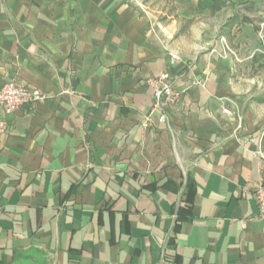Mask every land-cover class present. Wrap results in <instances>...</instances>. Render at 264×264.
Masks as SVG:
<instances>
[{
	"label": "crops",
	"instance_id": "0c3cea01",
	"mask_svg": "<svg viewBox=\"0 0 264 264\" xmlns=\"http://www.w3.org/2000/svg\"><path fill=\"white\" fill-rule=\"evenodd\" d=\"M172 32L128 0H0V89L49 96L0 136V264H264V154L226 128L231 61L217 45L171 66ZM164 72L185 92L145 127Z\"/></svg>",
	"mask_w": 264,
	"mask_h": 264
},
{
	"label": "rangeland",
	"instance_id": "374dc122",
	"mask_svg": "<svg viewBox=\"0 0 264 264\" xmlns=\"http://www.w3.org/2000/svg\"><path fill=\"white\" fill-rule=\"evenodd\" d=\"M139 10L153 16L163 26L173 27L171 42L176 46V53L187 55L209 53L219 45L222 54L231 61L234 73L237 101L229 110L226 128L231 135L251 136L260 145L264 154V103L258 99L264 96V21H259L260 30L245 25L235 27L231 38L219 36V26L223 25L232 12L226 10L215 18H201L197 14L191 18L188 14H179L165 0H128ZM235 1V0H233ZM260 5L258 18H264V0Z\"/></svg>",
	"mask_w": 264,
	"mask_h": 264
},
{
	"label": "built area",
	"instance_id": "2783aa9c",
	"mask_svg": "<svg viewBox=\"0 0 264 264\" xmlns=\"http://www.w3.org/2000/svg\"><path fill=\"white\" fill-rule=\"evenodd\" d=\"M171 66L182 63L180 55L176 52H169ZM146 84L153 91V105L149 114L145 117L144 126L153 123L154 114L163 107H174L182 99L185 91L177 88L175 79L169 72H164L147 79ZM194 85L204 86L202 82H193ZM49 96L37 88L22 84L16 80L7 82L0 89V136L8 129L7 117L22 108L43 102ZM223 114L232 117L229 109L224 108ZM255 200L259 208V217L264 218V181H261L254 189Z\"/></svg>",
	"mask_w": 264,
	"mask_h": 264
},
{
	"label": "trees",
	"instance_id": "16d2710c",
	"mask_svg": "<svg viewBox=\"0 0 264 264\" xmlns=\"http://www.w3.org/2000/svg\"><path fill=\"white\" fill-rule=\"evenodd\" d=\"M212 2L217 13L232 10L219 30L220 37L231 38L232 30L245 24H252L256 31L260 30L259 20L254 16L258 10L253 0H212ZM258 102L264 103V96L258 99Z\"/></svg>",
	"mask_w": 264,
	"mask_h": 264
}]
</instances>
